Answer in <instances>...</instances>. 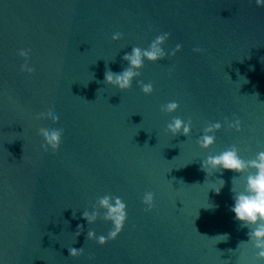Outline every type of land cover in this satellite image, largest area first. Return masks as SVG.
<instances>
[{"label": "water", "instance_id": "95a60500", "mask_svg": "<svg viewBox=\"0 0 264 264\" xmlns=\"http://www.w3.org/2000/svg\"><path fill=\"white\" fill-rule=\"evenodd\" d=\"M163 32L169 53L182 46L175 55L145 60L127 90L105 81L129 66L132 47ZM20 49L34 76L21 71ZM172 100L178 110L163 112ZM53 111L58 123L43 119ZM176 116L191 121L190 136L167 130ZM235 119L239 131L228 127ZM216 121L215 142L202 148ZM54 127L63 142L45 152L39 134ZM232 146L245 160L264 151V3L0 0V264H264L230 210L233 177L242 189L254 170L202 167ZM106 194L125 201L128 218L99 244L87 233L112 229L104 209L93 224L82 213Z\"/></svg>", "mask_w": 264, "mask_h": 264}, {"label": "clouds", "instance_id": "9594fccd", "mask_svg": "<svg viewBox=\"0 0 264 264\" xmlns=\"http://www.w3.org/2000/svg\"><path fill=\"white\" fill-rule=\"evenodd\" d=\"M258 3H264V0H257ZM122 33H113L112 39L119 40ZM170 34L163 32L157 35L147 48H141L139 46L132 47L130 53H125L124 59L128 61L129 66L123 69L121 72L116 73L111 70L106 71L105 81L119 88L120 90H127L132 87L133 81L141 76L140 69L143 68L145 60L159 61L167 57L169 54L175 55L176 51L182 47L177 44L175 49L169 53L164 45L168 40ZM200 49H196L199 51ZM18 55L25 57V62L20 65L21 71H26L31 75H35L34 70L27 62V58L30 53L26 49H20ZM141 86V90L144 94L149 95L153 93L154 87L152 83H144L138 81ZM179 108V102L172 100L161 106V110L165 113H174ZM46 119L48 121L58 123L60 116L56 112H50L47 114ZM229 128H235L237 131L241 129V121L235 119L233 121H227ZM222 123L219 121L210 122L204 129L203 134L198 138L197 143L202 148H209L215 142V130L222 127ZM167 130L173 135L183 134L190 136L192 133L191 121H185L179 116L173 117L167 124ZM40 138L45 144L44 151L49 150L56 151L60 148L63 142V129L54 127L48 131H41ZM202 167L209 175L210 172L214 173L220 170H232L239 173V176L248 171L246 177H244L243 188L234 184V176L232 180V193L233 204L230 210L234 213V218L241 222V227H248L250 231L247 233L249 239L245 242H251L256 249L255 256L258 260H264V151H260L256 154L255 159L245 160L239 155V151L235 146L220 152L219 154H210L202 160ZM220 181L218 186L211 187L216 193H220L225 181L222 178L217 179ZM142 202L146 205V210H151L154 204V194L149 191L144 193ZM99 209H104L103 219L110 221L112 229L107 235H97L96 231L89 229L87 233L88 239H93L99 244H105L109 240L116 239L122 232L125 223L128 218L127 205L125 201L119 196L104 195L99 198L98 206H94L91 210H84L82 216L87 220L88 224H93L101 216ZM82 228L83 226H78ZM79 234V232H77ZM83 251V248L77 249L74 247L69 248L71 256L79 255Z\"/></svg>", "mask_w": 264, "mask_h": 264}]
</instances>
